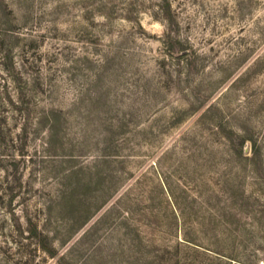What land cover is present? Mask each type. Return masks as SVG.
I'll use <instances>...</instances> for the list:
<instances>
[{
  "label": "rangeland",
  "instance_id": "rangeland-1",
  "mask_svg": "<svg viewBox=\"0 0 264 264\" xmlns=\"http://www.w3.org/2000/svg\"><path fill=\"white\" fill-rule=\"evenodd\" d=\"M9 95L0 264H264V0H0Z\"/></svg>",
  "mask_w": 264,
  "mask_h": 264
},
{
  "label": "trees",
  "instance_id": "trees-1",
  "mask_svg": "<svg viewBox=\"0 0 264 264\" xmlns=\"http://www.w3.org/2000/svg\"><path fill=\"white\" fill-rule=\"evenodd\" d=\"M166 4L169 7L170 2L167 1ZM170 10V8H167V13H170ZM0 106H3L4 108H7V106L8 108L11 107L13 111H19V114L21 116L26 113L24 107L22 105H19V102L16 101L11 95H9L8 99H3ZM8 108L6 109V113H8L9 111ZM1 120H3V122ZM27 132L28 123L22 126L21 131L15 132L13 130V127L8 124V115H5L4 112V114H2V116L0 117V169L2 168L4 170H7L4 178H2V182L0 183V199L8 208L13 223L17 224L19 227H22V221L15 210L14 204L16 199L20 195H22V193H24V181L21 173L19 172V161L17 159V153L23 155V152L21 151L25 147ZM10 165L12 166V172L8 171ZM27 229L29 230L28 237H33L36 240L35 242H37V245L41 249L47 252L50 256L58 255L59 251L51 242L49 233H47L40 227L38 221L35 220L34 217L29 215L27 216ZM67 256L68 255L66 253H61L59 255V260L63 264H72L71 261H68Z\"/></svg>",
  "mask_w": 264,
  "mask_h": 264
}]
</instances>
